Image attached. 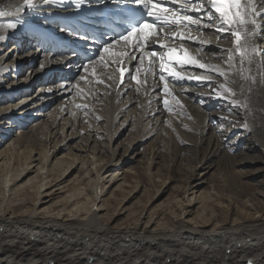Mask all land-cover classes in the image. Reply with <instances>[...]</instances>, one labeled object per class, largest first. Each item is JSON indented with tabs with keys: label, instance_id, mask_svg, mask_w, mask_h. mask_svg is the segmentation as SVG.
<instances>
[{
	"label": "bare ground",
	"instance_id": "1",
	"mask_svg": "<svg viewBox=\"0 0 264 264\" xmlns=\"http://www.w3.org/2000/svg\"><path fill=\"white\" fill-rule=\"evenodd\" d=\"M256 2L258 7H264L261 0ZM21 3L22 0H0V12L5 13L0 15V36L4 37L0 39V98L5 95L14 103H0V146H3V149L0 148V176H6L3 183L0 182V195H7L8 199L12 195L19 196V201L12 204L14 207L8 205L4 210V206L3 212L0 211V264H264V216L260 211H252L251 209L256 208L249 203L245 205L248 210L255 212L252 214L258 217L256 220L246 222L251 215L247 211V216L236 225H233L234 222L228 227L221 225L210 229L192 224L185 218L184 215L190 211L187 208L191 206L188 202L191 199L185 201L184 215L175 226H142L137 223L133 228L124 230L106 227L99 220L102 216L99 213L106 208L105 199L99 198L96 204L99 205L94 210H87L77 204L70 208L69 211L75 210L76 215H71V218L77 219L76 223L70 221L69 212L58 209L44 214L47 207H41L46 202L43 201L44 198L55 194V191H46L51 186V181L48 180L51 170L46 171L44 168L50 157L47 144L54 142L52 148H57L52 152V158L63 159V155H57L68 147L67 141L73 139L77 131L82 132L85 125L92 127L98 122H102V134H99V130H92L94 133L86 130L79 139V144L71 146L75 152L69 149L67 155L70 170L75 169L74 164L83 157L78 153L89 150L86 148L89 141L97 144L96 139L104 138L106 143L103 147L107 148L111 158L101 166V171L113 167L117 169L119 163H114L116 149L112 148L120 135L117 132H124L131 125L136 137L138 136L135 143H144L153 136H163L178 124L175 131L181 136L187 135L183 133L186 130L195 131L200 136L196 142L198 146L203 143L210 145V149H205L199 157V162H206L209 157L218 153L222 162L231 158L234 161L232 166L240 162L241 165L245 162L256 163L260 159L264 174V51L253 55L251 62L245 59L242 63L240 56L234 51L230 35L217 32L214 28H202L198 31L195 26H191L189 34L195 40L176 38L165 40V43L178 50L174 55H182L183 49L189 56L210 67L200 68L193 64L180 67L174 64L173 67L185 76L183 80L173 78L166 72L161 73L158 57L152 71L145 73L148 61L145 60L141 65L139 59L144 53L132 51L124 42L114 45L112 51H127L128 55L120 57L103 53L105 60L109 62L106 67L100 62L102 53L99 50L95 54L93 52L90 60L95 63L89 64L75 53L62 55L56 49L51 53L47 49L36 47L40 39H70L58 29L63 13L71 9L73 3L70 0H48L47 3L38 0L35 8L16 14L15 8ZM197 16H204V23H209L206 14ZM258 19L264 23V18ZM10 22L17 26L2 27ZM176 30L164 29V33L170 34ZM164 33H161V38ZM263 38L264 31H261L254 40L261 50H264ZM12 41L15 44L17 42L18 50L6 52ZM200 41L204 43L201 44ZM259 42L262 43L261 46ZM229 49L233 51L230 52ZM151 51L165 52L167 49L155 47L154 44L144 50L145 53ZM13 53L15 57L9 59ZM229 56H232L231 60ZM86 64L87 70L84 67ZM12 65L13 68L10 67ZM119 65L127 71L118 85ZM211 66H215L216 70H212ZM137 67L141 68L139 73ZM219 71H224L226 75H220ZM162 74L164 81L160 79ZM132 76H137L141 83L138 84ZM189 76L207 79H188ZM145 80L146 83H143ZM165 82L171 95L164 91ZM222 84L231 89V92H225L220 87ZM27 86H37V91L24 95ZM217 92L221 94L217 95ZM18 97H24L20 98L21 103L15 102ZM165 100L168 101L167 108ZM233 100L238 103L234 105ZM219 106L224 108V112L215 113L202 109ZM183 112L193 116L191 123L181 121L179 116L184 117ZM210 116L219 122L225 121L226 124L217 126L213 129L215 132L208 133L210 125L206 121ZM30 118L38 122L15 134L18 126L19 129L23 127L24 120L21 119ZM44 119H50L49 128ZM43 126L47 130H42ZM50 127L53 131L57 128L52 133ZM68 128H71V132L65 135V129ZM235 133H240L239 137L229 140L230 135ZM58 134L62 136L61 139L56 138ZM185 139L176 136L175 142L187 144ZM119 144L122 145L118 143V146ZM238 145L241 146V152L233 153L239 149ZM92 148L90 152L94 153L97 147ZM159 149L156 147L152 156L157 158ZM175 149H179L178 144ZM37 150L39 157L35 159L33 153ZM243 154L248 157L238 160ZM13 159L20 161L18 163L21 169L13 179H9L7 163L10 164ZM34 161L40 165H33ZM153 161L149 163L154 164L156 160ZM34 167L35 170H32ZM97 171L98 178L103 182V173ZM30 173L34 175L27 177ZM233 174L237 177L241 171L236 170ZM109 176L111 174H106V178ZM113 178L114 180L110 179V184L116 182L114 176ZM25 187H28L27 191ZM104 190L106 192V188ZM92 199L95 202L94 196ZM29 200L32 202L31 206L25 208L24 204Z\"/></svg>",
	"mask_w": 264,
	"mask_h": 264
},
{
	"label": "rangeland",
	"instance_id": "2",
	"mask_svg": "<svg viewBox=\"0 0 264 264\" xmlns=\"http://www.w3.org/2000/svg\"><path fill=\"white\" fill-rule=\"evenodd\" d=\"M259 45L261 46L262 43L259 42ZM14 46L16 45L12 41L11 46L6 49V52L11 51ZM14 57L15 53H13L9 59ZM41 84H43V82H41ZM35 91H37V86H29V90L23 93L24 95H29ZM142 92L144 93V90ZM8 98L9 97L2 95L0 103L2 101H8L6 105L14 104L12 102L13 100ZM20 98L21 97L16 98L15 102L21 103V99L24 97ZM29 106L32 105L30 104ZM170 109L171 108H169V110ZM202 109L215 113L224 112L222 106ZM35 111L36 110H32V112ZM183 114L184 117L179 116L181 121L184 123H191L193 116L186 112H183ZM186 116L189 117L187 118ZM23 120L22 129H19L20 126H18L15 129V134H17L19 130H27L31 125L38 122V120L36 121L32 118L21 119V121ZM44 121L47 128H49L51 122L50 119H47V121L44 119ZM206 123L208 126L210 125V129L207 130L208 133H213L215 132L213 130L215 127L226 124L225 121L219 122L213 116H210V119L206 121ZM174 124L175 122L173 125ZM102 126V122H98L92 127L88 126L89 128L85 125L82 132L76 130L78 133L74 134V138L70 139L71 141H67L68 147L57 155V157L63 155V159H56V157L52 158V152L57 148H52L54 142L50 145L47 144V148L50 149V157L44 168L46 171L51 170V177L48 178V180L51 181V186L47 188L46 191H55V194L51 197L44 198L43 201L46 202L41 205V207H47L43 212L44 214L62 209L69 212L70 221L76 223L78 222L77 219L71 218V215H76L74 213L75 210L69 211V209L77 204L84 208L86 207L87 210H94L99 205L96 204L99 198H101L105 199L106 208L99 213L102 215L99 220L104 223L106 227L123 230L126 228H133L137 223L142 226L145 224H150L151 226H175L179 218L184 215L183 209H185V201L187 199H191L188 201L191 206H188L187 209L190 211L188 214L184 215L185 218L189 219L192 224H197L198 226H203L208 229L214 228V226L215 228H218L216 226L221 225V227H228L234 222L233 225H236L237 222L239 223L240 221H243L242 219L247 216V211L251 212V215L247 218L248 221L246 222H251L258 218L252 214H255V212L252 211H260L264 216V174L262 172V160L260 161V159H258L259 161L256 160V163L245 162L244 164L242 163L243 165H241L240 162V164L232 166L234 165V161H232L231 158H228L229 160H226V162L224 160L222 162L221 156L218 153L219 155L217 154L212 158L209 157L206 162H199V157H201L205 149H210V145L208 146L207 143H203V145L201 144L202 147L200 145L198 146L196 142L200 136L195 131L186 130L183 133H186L188 136H181L178 131H175L178 128V124H175L173 128L168 130V132L166 131L163 136L161 134L159 138H154L155 136H153L150 140L144 143H135L138 136L136 137L131 129V125H129L124 132H117L120 135H118L119 137L112 144V148L116 149L114 163H119L117 169L113 167L109 170L101 171V168H103L101 166H104L111 158L107 148L105 149V147H103V145L105 146L106 140L104 138H98L96 139L97 144L89 141L86 147L89 149L87 150L88 152L78 153L83 157L74 164L75 169L70 170L69 156L67 153H69V149L70 151L72 150L71 146L76 147V145L79 144V139H81L86 130H90L92 133H94L92 130H99V134H102L101 132L104 131ZM43 128L44 126L41 129L47 130V128ZM50 130L52 133L54 132L51 127ZM70 132L71 128H68L65 129L64 134L66 135ZM239 134L240 133L231 134L229 140L239 137ZM176 136H180L184 139L186 138L185 140L187 144H181L180 142L176 143ZM60 137L62 136L59 134L56 136L58 139H61ZM153 138L154 142L152 141V144L150 141ZM131 142H133V144ZM118 143H122V145L119 144L120 146H118ZM175 143L179 145V149H175ZM92 147H97L94 153L90 152L93 149ZM156 147H158V149L160 148L159 151H157L160 153L158 154V159L152 156V152ZM240 147L241 146H239V149L233 153H240ZM0 148L3 149V146H0ZM2 149H0V151ZM72 152L75 151L72 150ZM243 155L244 156L240 158L238 157V160L248 157L246 154ZM33 156L37 159L39 157V151L37 150L33 153ZM94 159H97V161ZM14 160L15 159H13L10 164L7 163V166L9 167L7 178L9 179H13L21 169V166L18 163L20 161ZM153 160L156 161L154 164L151 163L152 166L149 162H154ZM92 161L95 162L93 163ZM228 163H232L230 164L231 166ZM35 164L40 165L37 161L33 162V165ZM208 165H210L209 168L207 167ZM232 167L236 169L233 170ZM35 168L36 167L32 168V170H35ZM97 170H99L101 174L103 173V182L98 178ZM236 170L241 171V174L237 177L233 174ZM100 172L99 175H101ZM106 174H111V176L106 178ZM3 175L4 174L0 176V182L2 183L6 178V176ZM33 175L34 173H30L27 177ZM113 176L115 177L116 182L110 184V179L114 180ZM233 176L236 178H233ZM56 188L57 190H55ZM105 188L106 192L104 190ZM25 189L27 191L28 187H25ZM93 196L96 198L95 202L92 201ZM10 197L11 198L8 199L7 195H0V211L3 212L2 209L4 206V210H6L8 205L14 207L12 204L19 201V196L17 195H14L15 198L13 195ZM30 203H32L31 200L26 202L24 207L29 208L31 206ZM245 203L251 204L256 210H248Z\"/></svg>",
	"mask_w": 264,
	"mask_h": 264
},
{
	"label": "snow or ice",
	"instance_id": "3",
	"mask_svg": "<svg viewBox=\"0 0 264 264\" xmlns=\"http://www.w3.org/2000/svg\"><path fill=\"white\" fill-rule=\"evenodd\" d=\"M37 2L38 0H22V3L15 8V13L19 14L24 12L25 9H33L37 6ZM44 2L47 3L48 0H44ZM73 2L79 7L84 0H73ZM261 2L264 3V0H261ZM119 3L124 5V8L121 11L119 22H117V27L120 29L116 33L117 39H113L111 43H105L103 48L100 49L102 55L99 59L106 67L109 62L105 60L103 53L120 57L129 54L127 51H112L114 45L123 41L132 51L144 53L139 59L141 65L144 64L145 60L148 61V65L144 68L145 73L152 71L157 57L159 58L161 73L166 72L169 76L179 80L185 79V76L173 67L174 64L180 67L193 64L200 68H209L210 66L201 64L199 60L189 56L183 49H181L182 55H174L178 50L175 47H169L165 43V40H175L176 38L195 40L196 38L189 34L191 26H195L198 31L202 28H214L217 32L230 35L235 46L234 51L240 56L242 63L245 59L251 62L253 55L264 51L254 43L255 38L260 35L261 31H264V23H261L258 19L264 18V7H258L256 0H119ZM205 10L206 19L209 21L207 24L204 23V16L192 15L205 12ZM0 15H5V13L0 12ZM16 26V23L10 22L2 27L15 28ZM173 27L177 30L172 31L170 34L164 33L165 28L171 29ZM161 33H164L163 38H161ZM3 38V36H0V39ZM81 38L85 41L88 40L86 35ZM156 43L159 44L160 48L167 49V51L144 52L145 49L154 46ZM200 43L203 44L204 41H200ZM228 51L231 52L233 49ZM133 59H136V57H133ZM231 59L232 56H229V60ZM88 63L93 64L95 61H89ZM84 67L87 70L88 65L86 64ZM211 67L212 70H216L215 66ZM117 71H119L121 80H123L127 70L120 67ZM140 71L141 68L137 67V73ZM219 74L226 75L224 71H219ZM187 78L207 79V77L191 76ZM132 79L136 80L138 84L141 83L137 76H132ZM160 79L165 80L163 74ZM143 83H146V80ZM220 87L225 92H231V89L225 84ZM137 90L139 91V89ZM164 91L166 94L171 95L166 82ZM220 94L217 92V95ZM164 103L167 108L168 101L165 100ZM232 103L235 105L238 102L233 100Z\"/></svg>",
	"mask_w": 264,
	"mask_h": 264
}]
</instances>
